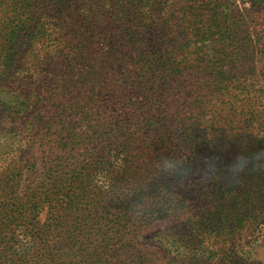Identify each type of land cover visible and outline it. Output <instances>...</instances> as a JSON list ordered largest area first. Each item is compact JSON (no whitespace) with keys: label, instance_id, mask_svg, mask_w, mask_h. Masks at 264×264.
Returning <instances> with one entry per match:
<instances>
[{"label":"trees","instance_id":"trees-1","mask_svg":"<svg viewBox=\"0 0 264 264\" xmlns=\"http://www.w3.org/2000/svg\"><path fill=\"white\" fill-rule=\"evenodd\" d=\"M229 1L0 0V264H155L160 218L222 247L264 215V0Z\"/></svg>","mask_w":264,"mask_h":264},{"label":"rangeland","instance_id":"rangeland-1","mask_svg":"<svg viewBox=\"0 0 264 264\" xmlns=\"http://www.w3.org/2000/svg\"><path fill=\"white\" fill-rule=\"evenodd\" d=\"M230 3L231 5L233 3L237 5V14L241 13L244 15L246 20L247 15L248 17L251 16V13L247 10V3H243L242 0H230ZM3 142L4 139L0 140V143ZM44 156L47 157L48 154L45 153ZM88 176L87 178L90 180L88 181L91 183L88 185V190L91 191L94 184L107 187L108 180L104 174L94 171ZM70 185V189L74 192V197L80 199L82 194L76 187L79 185L74 184V182L70 183ZM72 191L68 193L71 195ZM90 196L91 194H86L82 196V199L89 200ZM182 199L177 198L178 203L175 213L179 211ZM65 216H59L56 221L60 222ZM82 216L80 215V217ZM227 216L230 218V215ZM46 217L44 212H42L39 219L44 221ZM182 217H186V215H169L144 228L145 239L142 242L147 244L148 252L153 258L157 259L155 264H264V215H247V217L246 215H233L232 217H246L247 224L243 227L237 226L235 228L222 227L224 234L231 233V235L238 237L236 241H229L230 243L224 244L222 247L221 245L224 243L222 239H212L210 241L205 239L201 241V244L196 243V241L191 239L193 234L197 235L196 232H190V234L187 225L179 224L178 226V222ZM72 218L73 216H70L69 221ZM207 235L214 237L215 233ZM21 237L23 235H19V239ZM22 243L31 245V239L25 237ZM65 257H59L56 264H80L77 262L67 263Z\"/></svg>","mask_w":264,"mask_h":264}]
</instances>
